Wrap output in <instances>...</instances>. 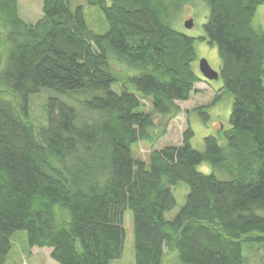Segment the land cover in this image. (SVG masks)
<instances>
[{"label":"trees","instance_id":"obj_1","mask_svg":"<svg viewBox=\"0 0 264 264\" xmlns=\"http://www.w3.org/2000/svg\"><path fill=\"white\" fill-rule=\"evenodd\" d=\"M83 1L102 12L105 34L71 0H43L35 24L18 0H0V264L20 231L57 264H110L126 211L135 264H246L244 245L264 247V0ZM187 1L208 7L203 38L171 27ZM196 41L217 48L219 93L232 97L225 143L209 136L198 152L187 128L179 146L154 150L201 81ZM42 93L43 123L30 116ZM206 108L192 112L207 121ZM141 143L144 161L132 153ZM179 183L188 194L167 220Z\"/></svg>","mask_w":264,"mask_h":264},{"label":"rangeland","instance_id":"obj_2","mask_svg":"<svg viewBox=\"0 0 264 264\" xmlns=\"http://www.w3.org/2000/svg\"><path fill=\"white\" fill-rule=\"evenodd\" d=\"M72 10L77 7H82L87 29L95 35H103L108 30V25L102 12L96 8L88 6L83 0H71ZM43 0H18L20 16L24 22L28 24H35L41 18V7ZM188 2V1H187ZM190 3V4H189ZM209 10L208 7L198 1L191 4V1L185 5L182 14L176 18L171 24V27L190 38H203V25L206 22ZM187 19L193 21V27L186 29L184 22ZM255 22H258L264 30V6H261L256 13ZM195 61L192 64L194 73L200 77V82L195 85V92L191 95L187 102H180L177 105L180 107V114L169 122L166 133L161 137L154 150H161L168 146H179L182 140V133L190 128L193 132L191 139V147L201 152L203 151V139L206 137H215L218 143L222 146L225 141L223 136L218 133L220 130H229V118L232 106V97L226 94L219 93L222 86L221 79L216 81H206L199 72V61L206 60L211 69L219 72L221 61L218 55L217 48L210 46L206 41L195 42ZM117 76H124L130 73L128 70L120 66H112ZM47 91V90H46ZM50 93V91H47ZM51 94L54 93L51 92ZM72 94L81 97V93L76 91ZM216 95L220 98L214 101ZM45 94H39L31 98L30 116L38 122L44 121V104ZM47 99V97H46ZM45 99V100H46ZM147 104V103H146ZM207 107L205 112L208 115V120L204 121L196 112H192L196 108ZM221 128V129H220ZM151 149L147 144L141 143L138 146L132 147V153L136 159L142 161L147 159ZM198 172L210 175L214 174L218 179H229L227 175L222 172L218 174L216 168H212L207 164L200 165L197 168ZM219 175V176H218ZM176 200V208L166 215L167 220L175 217L177 212L183 207L185 198L188 194V187L179 183L172 189ZM123 228L125 231V242L121 257L110 264H135L134 258V240H133V224L132 215L126 211L123 218ZM11 250L4 264H57L48 258L47 251L36 249L31 251L27 243L26 233L23 231L16 232L10 239ZM35 250V249H34ZM243 257L246 259V264H264V247L263 246H246L242 248Z\"/></svg>","mask_w":264,"mask_h":264},{"label":"water","instance_id":"obj_3","mask_svg":"<svg viewBox=\"0 0 264 264\" xmlns=\"http://www.w3.org/2000/svg\"><path fill=\"white\" fill-rule=\"evenodd\" d=\"M184 27L186 29H191L193 27V21L187 20L184 23ZM199 72L201 76L206 80V81H216L219 78V73L214 71L213 69L210 68L206 60H200L199 61Z\"/></svg>","mask_w":264,"mask_h":264},{"label":"crops","instance_id":"obj_4","mask_svg":"<svg viewBox=\"0 0 264 264\" xmlns=\"http://www.w3.org/2000/svg\"><path fill=\"white\" fill-rule=\"evenodd\" d=\"M35 249V250H34ZM39 250H43V251H47V255H48V258L50 257V254H51V250H48V249H39ZM31 251H36V248H32Z\"/></svg>","mask_w":264,"mask_h":264}]
</instances>
